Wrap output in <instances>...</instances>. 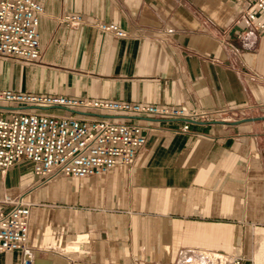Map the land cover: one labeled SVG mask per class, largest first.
Returning a JSON list of instances; mask_svg holds the SVG:
<instances>
[{
  "label": "crops",
  "instance_id": "0c3cea01",
  "mask_svg": "<svg viewBox=\"0 0 264 264\" xmlns=\"http://www.w3.org/2000/svg\"><path fill=\"white\" fill-rule=\"evenodd\" d=\"M33 1L39 55L0 57V91L219 114L182 130L179 118L70 112L126 119L146 141L104 175L39 179L28 160L0 173V200L29 203L32 264H217L200 252L264 264V29H248L234 0ZM71 14L81 22L69 27ZM0 264H20L18 252H0Z\"/></svg>",
  "mask_w": 264,
  "mask_h": 264
},
{
  "label": "built area",
  "instance_id": "2783aa9c",
  "mask_svg": "<svg viewBox=\"0 0 264 264\" xmlns=\"http://www.w3.org/2000/svg\"><path fill=\"white\" fill-rule=\"evenodd\" d=\"M240 5V17L248 29H264V0H234ZM41 6L33 0H0V57L20 58L29 62L39 55L38 17ZM71 27L81 22L79 15L61 19ZM99 30L122 37L116 24L99 23ZM12 103L35 109L61 108L65 114L38 110H10L8 117L0 109V173L20 160L31 163L39 179L52 173L67 177L104 175L119 165L133 163L136 152L144 146L142 127L126 119L112 121L106 117L76 116L74 110L111 112L123 117L131 115L155 118H179L186 130L190 121H203L219 111H196L181 106L139 104L128 101L92 100L63 95H41L28 92L0 91V104ZM0 202V252L16 251L20 264H32V250L27 242L29 203L20 195H5ZM200 258L217 264H238L240 257L229 261L213 253L200 252Z\"/></svg>",
  "mask_w": 264,
  "mask_h": 264
}]
</instances>
